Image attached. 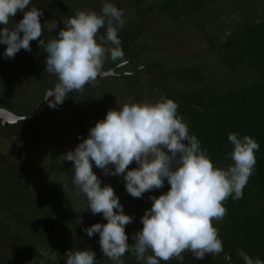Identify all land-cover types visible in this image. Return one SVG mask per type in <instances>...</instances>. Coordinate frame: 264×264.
Instances as JSON below:
<instances>
[{"label":"trees","instance_id":"16d2710c","mask_svg":"<svg viewBox=\"0 0 264 264\" xmlns=\"http://www.w3.org/2000/svg\"><path fill=\"white\" fill-rule=\"evenodd\" d=\"M95 1L32 0L43 10L42 25L57 22L52 33L45 28L41 37L45 41L57 35L63 21L78 10L99 13L104 2L114 4L125 13L118 33L124 56L117 61L106 58L102 66L101 72L115 68L117 76L97 78L55 108L49 106L52 98L33 119L7 126L0 122V264H66V251L89 248L96 253L97 264H113L103 256L99 233L89 237L84 231L107 221L86 209V198L77 196L72 184V162L60 164L58 158L87 138L108 110L162 97L178 103L189 133L221 168L233 163L228 156L233 147L227 139L230 133L249 135L260 145L243 197H229L224 203L227 215L213 221L224 252L204 259L188 253L183 264H244L241 249L253 259H264V0H97L98 6ZM147 11L164 14L173 22L183 20L206 43L212 63L204 54L202 61L187 64L190 59L180 56L183 50L177 55L168 50L175 58L171 64L159 54L146 57L154 52L149 48L141 55L140 20L136 28L126 21ZM22 18L18 12L9 27ZM5 49L0 44V108L29 116L55 87L57 77L45 71L47 53L37 40L31 41L30 52L21 49L12 59L3 57ZM135 167L133 162L129 170ZM93 171L102 187H113L124 213L134 217L125 228L128 243L133 244V235L143 228L141 218L151 208L150 196L166 193L170 185L165 180L163 188L134 198L126 191L123 176L104 175L94 162ZM123 260L139 264L131 253Z\"/></svg>","mask_w":264,"mask_h":264},{"label":"clouds","instance_id":"9594fccd","mask_svg":"<svg viewBox=\"0 0 264 264\" xmlns=\"http://www.w3.org/2000/svg\"><path fill=\"white\" fill-rule=\"evenodd\" d=\"M18 12L23 18L9 27ZM124 15L110 2H104L99 13L78 10L63 21L57 35L45 41L41 39L45 28L52 33L57 22L42 25L43 10L32 0H0V44L6 45L3 57L12 59L21 49L30 52L31 41L37 40L47 53L45 71L58 80L49 95L54 97L49 106L55 108L70 93H82L86 85L93 84L106 58L123 60L118 33L124 27ZM178 109V103L166 97L124 103L108 110L89 129L87 138L58 158L60 164L72 162V184L75 194L86 198V209L93 215L102 214L107 221L84 231L89 237L99 233L103 256L113 264H124L126 253L134 255L139 264L171 260L183 264L188 253L204 259L224 252L213 221H222L227 215L224 203L229 197H243L260 145L249 135L230 133L227 139L233 147L228 156L233 163L221 168L189 133ZM93 162L104 175L123 176L126 191L134 198L163 188L165 180L170 185L166 193L150 196L151 208L145 210L143 228L133 235V244L128 243L125 228L134 217L124 213L112 186H101ZM133 162L137 167L129 170ZM239 256L244 264H264V259H253L243 249ZM95 257L90 248L65 253L66 264H97ZM225 257L230 260L227 254Z\"/></svg>","mask_w":264,"mask_h":264},{"label":"rangeland","instance_id":"374dc122","mask_svg":"<svg viewBox=\"0 0 264 264\" xmlns=\"http://www.w3.org/2000/svg\"><path fill=\"white\" fill-rule=\"evenodd\" d=\"M98 1H95V6H98ZM142 16L143 14H140V16L135 14L126 21V23H129L128 26L136 28V22L140 20L142 34L139 32V35L142 39L139 52L141 55L149 48L148 50L152 49L154 52L150 55L146 54V57L154 58L155 55L159 54L160 59H166L171 64L175 58L168 50L173 51L175 55L180 54L179 51L183 50L184 53L180 55L183 58L182 60H191L187 64L202 61L204 54L205 58L212 63V59L208 58L205 52L207 49L206 43L199 37V34L191 32L188 26H184L182 24L183 20L173 22L164 14L159 12L151 13L150 11H147V14ZM179 24L182 27L181 25L178 26ZM189 52L192 54L189 55ZM144 61L146 62V60ZM36 129L40 130L41 125H38ZM5 142L8 143V140Z\"/></svg>","mask_w":264,"mask_h":264},{"label":"water","instance_id":"95a60500","mask_svg":"<svg viewBox=\"0 0 264 264\" xmlns=\"http://www.w3.org/2000/svg\"><path fill=\"white\" fill-rule=\"evenodd\" d=\"M114 70H115V68L107 70V71H102L98 78H104V77H108V76H117V74L114 73ZM49 95H50V91H47L43 97V100L36 105L34 112L29 116H19V115L14 114L11 111L5 109V108H0V122H1V124L3 126H7V125L16 124V123L24 121V120L33 119L36 116L39 109L43 105H45L47 102H49V100L54 98V97L49 96Z\"/></svg>","mask_w":264,"mask_h":264}]
</instances>
